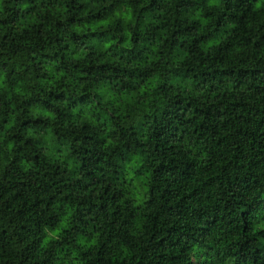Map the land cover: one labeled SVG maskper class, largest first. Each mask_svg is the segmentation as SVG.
Returning <instances> with one entry per match:
<instances>
[{
	"label": "clouds",
	"instance_id": "9594fccd",
	"mask_svg": "<svg viewBox=\"0 0 264 264\" xmlns=\"http://www.w3.org/2000/svg\"><path fill=\"white\" fill-rule=\"evenodd\" d=\"M53 26L60 51L53 47L43 60L30 52L31 62L10 52L21 41L27 44L23 30L42 27L49 32ZM241 26L264 34V0H163V7L154 0H0V205L6 207L14 195L13 175L25 180L55 176L68 189L51 200L41 198L33 235L0 221L8 241L0 247V264H29L30 245L36 258L52 252L63 264H87L85 257L95 256L101 245L120 261L138 259L155 215V190L150 149L146 144L140 151L133 147L141 139L133 132L173 107L179 100L172 88L180 82L177 78L207 67ZM172 32L178 33L175 51L164 43ZM235 51L247 55L250 49ZM230 91L229 82L224 92ZM239 92L247 95L246 86ZM186 98L190 107L213 102L199 88L188 89ZM86 135L94 139L92 147L114 160L104 180L94 181L93 197L99 201L105 180L119 190L118 204L131 206L137 217L125 225L131 243L106 238L103 221L76 215L71 189L85 175L80 154L89 147L83 142ZM177 148L199 168L212 163L210 142L189 137ZM91 190L86 188L79 199L88 198ZM250 200L260 203L264 194L252 192ZM253 211L244 202L235 215L239 219L244 213L246 219ZM261 229L264 218L256 223V231ZM238 238V232L232 235V240ZM193 251L203 249L194 245Z\"/></svg>",
	"mask_w": 264,
	"mask_h": 264
},
{
	"label": "trees",
	"instance_id": "16d2710c",
	"mask_svg": "<svg viewBox=\"0 0 264 264\" xmlns=\"http://www.w3.org/2000/svg\"><path fill=\"white\" fill-rule=\"evenodd\" d=\"M154 3L163 7V0ZM15 19L13 11L12 20ZM216 23L220 27L222 21ZM54 33L55 26L49 32L42 27L25 29L23 36L27 44L21 41V46H11L10 52L29 62L35 59L30 52H37L43 60L53 47L60 51L59 38ZM177 35L172 32L164 41L173 51ZM240 47L250 51L247 55H237L235 50ZM261 53H264V34L250 33L241 26L207 67L177 78L180 82L172 85L179 96L175 105L162 111L151 125H142L139 132H133V136H141L133 147L140 151V145L146 144L153 165L155 215L147 225L150 231L147 244L138 247V259L129 261L118 260L112 256V249L101 245L95 256L85 257L87 264H225V260L227 264H264V229L256 231L258 219L264 218V200L260 203L250 200L252 192L264 194V55ZM229 82L231 91L226 93L224 89ZM244 86L247 95L239 92ZM197 88L213 102L190 107L186 91L195 92ZM58 99L53 101V106ZM189 137L210 142L211 164L199 168L190 156L178 152L177 145ZM83 142L89 145L80 154L85 175L71 189L75 193L76 215L81 220L91 217L96 222L103 221L101 227L106 238L131 243L125 225H131L137 217L131 206L122 208L118 204L119 190L105 180L99 201L93 197L94 181L104 180L106 169L114 160L106 159L107 154H100L92 147L94 139L86 135ZM10 179V188L15 192L6 207L0 205V221L33 235L41 218V198L51 200L57 192L68 189L62 188L55 176L25 180L13 175ZM86 188L92 190L88 198L80 200L79 194ZM244 202L254 211L246 219L244 213L238 219L236 208ZM257 208L261 211H255ZM0 229H3L2 247L8 243L7 229L3 224ZM237 232L239 238L232 240ZM194 245L203 252L193 251ZM222 251L224 255L220 256L218 253ZM27 256L31 258L29 264H63L52 252L36 258L32 245Z\"/></svg>",
	"mask_w": 264,
	"mask_h": 264
}]
</instances>
